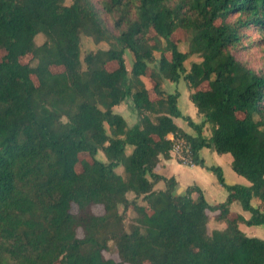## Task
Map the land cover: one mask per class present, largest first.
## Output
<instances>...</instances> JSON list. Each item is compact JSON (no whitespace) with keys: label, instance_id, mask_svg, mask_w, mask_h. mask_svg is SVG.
<instances>
[{"label":"trees","instance_id":"16d2710c","mask_svg":"<svg viewBox=\"0 0 264 264\" xmlns=\"http://www.w3.org/2000/svg\"><path fill=\"white\" fill-rule=\"evenodd\" d=\"M69 1L0 0V264H264V239L239 227L264 225V71L234 53L264 44V0ZM82 36L108 46L82 55ZM164 79L186 82L201 122ZM125 102L131 126L114 111ZM176 141L187 165L214 174L223 201L208 203L197 185L178 193L155 171ZM203 148L229 153L250 185L227 184ZM233 202L251 217L231 218ZM211 219L225 226L209 231Z\"/></svg>","mask_w":264,"mask_h":264},{"label":"rangeland","instance_id":"374dc122","mask_svg":"<svg viewBox=\"0 0 264 264\" xmlns=\"http://www.w3.org/2000/svg\"><path fill=\"white\" fill-rule=\"evenodd\" d=\"M96 3L98 0H94ZM66 3H70L69 0H66ZM98 4V3H97ZM96 4V5H97ZM107 26L109 27L110 30H112V22L111 20L104 15ZM252 36L256 39L260 38V34L258 32L253 31ZM174 39H179L181 42L179 44V49L181 51H187L188 49V35L185 34L182 30H177L173 34ZM44 40V37L39 35L36 37V43L40 44ZM108 44L106 42H99L95 43L93 42L89 37L82 36L81 37V53L84 55L88 51H94L98 48H107ZM263 47L264 44L261 45H256L252 46L250 48H247V50H235V56L243 61H246L252 68L255 70H260L262 69L264 71V52H263ZM1 55V53H0ZM156 57H158V53L155 54ZM125 58V65L128 70L131 69L132 66V61H133V56L129 50L125 51L124 54ZM200 59L196 55L190 56L185 62L184 66L188 70L190 68V64L192 61H199ZM116 62H111L108 64L109 68H114L116 67ZM141 79L144 81L145 85L148 86V88L152 89L154 85V80L150 76V70L146 72V74L141 77ZM163 88L168 91V92H174L175 90H179L181 92V96L178 99V107L180 110L185 113L189 114L192 116V119L196 122L199 123L201 122L204 118L202 115H196L195 107L191 103V101L188 99V88L187 84L183 79H180L179 82L177 83H172L166 79L163 80L162 82ZM203 85H207L205 82ZM154 93V92H153ZM155 94V93H154ZM114 111L117 113H120L123 115V117L126 119L127 123L129 126L135 123L136 117L135 115L130 111L128 104L121 103L118 106L114 107ZM177 124L179 125H184L185 121L182 118L176 119ZM210 131V127L206 128L205 134ZM177 142V141H176ZM130 148V147H129ZM174 151V150H173ZM174 153V152H172ZM199 155L205 159L207 164H214L217 165L219 164L222 168L223 171V176L225 179V182L227 184H240L242 186H249L250 182L245 179L244 177L236 174L234 170L231 167V161H232V156L229 153L226 154H217L216 152H212L209 148H203L200 152ZM89 157L86 154L80 155V159H88ZM97 158L99 160L104 161L105 158L102 155V153L97 154ZM161 167V166H160ZM78 168H81V164H78ZM187 173L189 174V177H191V171L188 170V168H184ZM119 173H122L121 167L117 169ZM161 172V171H159ZM166 172V171H165ZM203 173H206L205 178H204V183H202L205 187V199L207 200L208 203L214 204L216 202L223 201L226 195L225 189L219 185V183L216 180V177L206 171L203 170ZM209 173V174H207ZM210 175V176H209ZM156 189H164L165 188V183L163 181H160L156 184L155 186ZM178 193H183L184 190L182 189L179 191L177 189ZM194 197H196V194H193ZM128 197H132V194H129ZM256 200L253 201V204L255 203ZM255 205V204H254ZM96 213H101L102 209L101 208H96L94 210ZM238 214L242 215L245 219H249L251 217V212L243 210L242 207L238 202H233L230 205V214L229 216L231 218L236 217ZM134 217V212L129 210L127 212V217L125 220L126 226L128 228V225L132 222V218ZM225 226L224 223H217L213 219H211L208 223L209 231L212 229H222ZM240 229L247 235V236H254V237H259L264 239V225H247L244 223H239ZM110 255L111 253L114 254V249L112 247V244L110 245Z\"/></svg>","mask_w":264,"mask_h":264},{"label":"crops","instance_id":"0c3cea01","mask_svg":"<svg viewBox=\"0 0 264 264\" xmlns=\"http://www.w3.org/2000/svg\"><path fill=\"white\" fill-rule=\"evenodd\" d=\"M146 87L148 88V86L146 85ZM179 91V90H177ZM180 93V96H181V92L179 91ZM179 96V98H180ZM178 98V99H179ZM179 101V100H178ZM180 109V108H179ZM182 112V111H181ZM196 112V115H198L197 111H196V108H195V111ZM183 115H189V114H185L182 112ZM200 115V114H199ZM190 116V115H189ZM191 119H192V116H190ZM176 119L178 118H175V122H176ZM193 120V119H192ZM194 121V120H193ZM195 122V121H194ZM177 124V122H176ZM179 125V124H177ZM184 131H186L187 133L189 134H192L194 135L195 132L193 131V129L187 125V123L185 122L184 125H179ZM209 127L208 125H205L204 127V130H203V133L205 136H208L210 131L207 132V134H205L206 132V128ZM170 138H172V135H169ZM202 150V149H201ZM200 150V151H201ZM211 150V149H210ZM213 153L215 151L211 150ZM170 158L169 159H163L161 161V163L157 166V168L155 169V171L160 174V175H163L165 177H170V176H173L176 181L178 182V187L177 189L179 191H181L182 189L184 190L185 187L189 186V185H197L203 192V195L205 194L206 190H205V187L202 183H204V178H205V174L206 173H203V170H206L205 168H202L200 166H197V165H187V164H181L178 162V160L176 159V157L174 156V154L171 152L170 153ZM226 154V153H225ZM203 158V157H202ZM204 160V163L205 165L207 166H210L211 164H207V162L205 161V159L203 158ZM214 165V164H212ZM219 165V164H217ZM161 166V167H160ZM220 166V165H219ZM221 167V166H220ZM184 168H188V170L191 171V177H189V174L187 173V171L184 169ZM161 171V172H159ZM166 171V172H165ZM208 171V170H206ZM210 173H212L211 171H208ZM209 174V173H207ZM213 174V173H212ZM214 175V174H213ZM210 176V175H209ZM156 186V185H155ZM205 197V195H204ZM226 197V195H225ZM225 199V198H224ZM221 202V201H220ZM217 203V202H216ZM255 204V203H254Z\"/></svg>","mask_w":264,"mask_h":264},{"label":"built area","instance_id":"2783aa9c","mask_svg":"<svg viewBox=\"0 0 264 264\" xmlns=\"http://www.w3.org/2000/svg\"><path fill=\"white\" fill-rule=\"evenodd\" d=\"M174 150V151H173ZM171 152H174V156L176 157V159L178 161H181L185 164H187L188 162H190V158L189 156L185 155L183 153V142L182 141H177L173 147V149L171 150Z\"/></svg>","mask_w":264,"mask_h":264}]
</instances>
